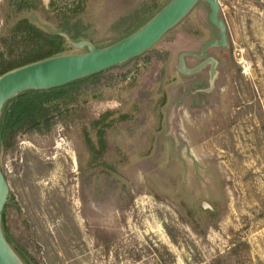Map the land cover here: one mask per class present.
I'll use <instances>...</instances> for the list:
<instances>
[{"label":"rangeland","instance_id":"374dc122","mask_svg":"<svg viewBox=\"0 0 264 264\" xmlns=\"http://www.w3.org/2000/svg\"><path fill=\"white\" fill-rule=\"evenodd\" d=\"M137 1L41 0L16 13L0 0V39L20 17L53 31L72 14L83 41L103 47ZM217 2L227 45L200 71L177 64L218 36L202 0L47 124L0 144L9 232L31 264H264V0ZM84 51L69 42L64 54Z\"/></svg>","mask_w":264,"mask_h":264},{"label":"trees","instance_id":"16d2710c","mask_svg":"<svg viewBox=\"0 0 264 264\" xmlns=\"http://www.w3.org/2000/svg\"><path fill=\"white\" fill-rule=\"evenodd\" d=\"M168 1L159 6H156L154 0L137 1L133 8L120 14L115 19L112 27L116 29L117 34L111 42L104 46H108L134 32L154 16ZM12 2L14 11L20 13L34 9V7H37L41 3V0H12ZM204 3L208 5L206 2ZM86 31L87 25L79 18L73 20L72 14L71 16H64L62 22L53 31L41 30L28 17L18 18L10 27L9 36L0 39L6 49L5 52L0 51V76L15 68L64 54L68 49L69 42L83 41L88 38ZM187 57H193L200 62L202 61L194 56H186L185 67H187ZM128 60L121 62V64L126 63ZM117 65L74 79L60 86L46 89L30 88L22 90L10 97L4 103L0 112V144L25 127L34 128L40 124H47L54 111L62 109V107L66 109L69 107L73 100L72 91L99 78L105 71ZM182 74L185 75L184 73ZM109 126L110 124L107 123L103 128H100L98 132L101 138L104 136L105 128ZM102 165L104 166L105 164ZM12 205H15L13 196L7 195L1 211L2 231L8 244L20 261L23 264H31L30 260L25 256L21 244L9 232V226L7 224L8 210Z\"/></svg>","mask_w":264,"mask_h":264},{"label":"water","instance_id":"95a60500","mask_svg":"<svg viewBox=\"0 0 264 264\" xmlns=\"http://www.w3.org/2000/svg\"><path fill=\"white\" fill-rule=\"evenodd\" d=\"M198 0H169L154 16L131 34L104 47H94L85 41L71 42L85 48L82 53L62 54L36 61L0 76V112L4 103L26 89H46L63 85L74 79L101 71L141 54L154 45L161 36L175 26ZM209 5V21L218 28V36L206 41L200 52L183 51L178 56L177 68L185 75H193L205 67L207 50L212 46L227 45L226 27L218 16L217 0H202ZM194 56L202 61L193 68L185 67V57ZM8 189L0 170V264H23L4 237L1 211Z\"/></svg>","mask_w":264,"mask_h":264}]
</instances>
